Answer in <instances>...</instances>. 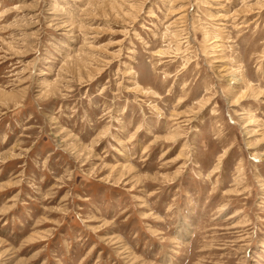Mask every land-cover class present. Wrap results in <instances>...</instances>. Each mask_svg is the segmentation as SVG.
I'll list each match as a JSON object with an SVG mask.
<instances>
[{"label":"rangeland","instance_id":"1","mask_svg":"<svg viewBox=\"0 0 264 264\" xmlns=\"http://www.w3.org/2000/svg\"><path fill=\"white\" fill-rule=\"evenodd\" d=\"M0 264H264V0H0Z\"/></svg>","mask_w":264,"mask_h":264},{"label":"bare ground","instance_id":"2","mask_svg":"<svg viewBox=\"0 0 264 264\" xmlns=\"http://www.w3.org/2000/svg\"><path fill=\"white\" fill-rule=\"evenodd\" d=\"M47 84V83H46Z\"/></svg>","mask_w":264,"mask_h":264}]
</instances>
